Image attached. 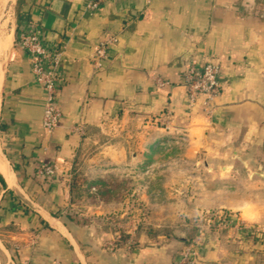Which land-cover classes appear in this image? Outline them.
I'll use <instances>...</instances> for the list:
<instances>
[{"label":"crops","instance_id":"crops-1","mask_svg":"<svg viewBox=\"0 0 264 264\" xmlns=\"http://www.w3.org/2000/svg\"><path fill=\"white\" fill-rule=\"evenodd\" d=\"M91 1L22 0L11 30L0 91V154L13 175L10 183L0 174V233L17 250L7 264H172L179 257L181 238L127 253L109 249L101 235L85 239L63 220L72 163H115L117 152L127 160L135 150L189 142L228 147L246 167L264 168V0H103L90 9ZM34 29L46 44L65 45L62 116L52 132L43 126L46 91L19 44ZM109 34L117 40L95 68L93 49ZM208 59L221 64L213 116L201 102L188 104L183 84L186 68ZM158 78L169 84L160 87ZM41 163L57 166L52 179L36 174ZM261 173L244 179L256 198L264 197ZM219 201L241 215L240 193ZM223 242L208 237L198 264H254Z\"/></svg>","mask_w":264,"mask_h":264},{"label":"rangeland","instance_id":"rangeland-1","mask_svg":"<svg viewBox=\"0 0 264 264\" xmlns=\"http://www.w3.org/2000/svg\"><path fill=\"white\" fill-rule=\"evenodd\" d=\"M17 3L10 0L5 9L11 30ZM9 49L0 53V91ZM198 145H153L131 157L127 153V160L124 152H117L115 163H72L63 220L81 229L85 239L101 235L112 250L133 253L157 241L181 238L180 254L192 245L198 253L208 237L216 236L226 247L238 245L254 264H264V197L256 198L244 182L264 168L246 167L237 153L224 151L228 147L219 152ZM224 193L241 194V215L216 203ZM0 239L5 264L17 250L6 235Z\"/></svg>","mask_w":264,"mask_h":264},{"label":"built area","instance_id":"built-area-1","mask_svg":"<svg viewBox=\"0 0 264 264\" xmlns=\"http://www.w3.org/2000/svg\"><path fill=\"white\" fill-rule=\"evenodd\" d=\"M102 1L92 0L89 8L96 9ZM116 40V35L109 34L94 47L92 55L95 68L102 65L109 54L110 46ZM19 44L30 55L35 79L46 91L43 126L48 132H52L58 127L62 116L59 94L62 84L61 57L65 52V45L55 47L46 44L37 29L22 33ZM220 72L221 64L215 59H208L201 64H190L185 71L183 84L187 91L188 104L194 106L201 102L208 116H213V100L222 90ZM157 84L162 87L168 85L169 81L158 78ZM56 173V165L41 163L36 169V174L42 179H52ZM172 264H198L195 247H186Z\"/></svg>","mask_w":264,"mask_h":264},{"label":"bare ground","instance_id":"bare-ground-1","mask_svg":"<svg viewBox=\"0 0 264 264\" xmlns=\"http://www.w3.org/2000/svg\"><path fill=\"white\" fill-rule=\"evenodd\" d=\"M9 1L10 0H0V53L1 54L6 52L10 48L13 41V34L8 26L9 20L7 18V15L5 14V9ZM0 174L3 175L7 181H9L10 183L12 182L13 175L9 169L8 164L4 161L1 154H0Z\"/></svg>","mask_w":264,"mask_h":264},{"label":"trees","instance_id":"trees-1","mask_svg":"<svg viewBox=\"0 0 264 264\" xmlns=\"http://www.w3.org/2000/svg\"><path fill=\"white\" fill-rule=\"evenodd\" d=\"M21 1L22 0H18L17 7H16L17 18L18 19L20 18ZM0 182H1L2 186L5 187L6 184H5V181H4V179L2 177L0 178ZM0 188H1V186H0Z\"/></svg>","mask_w":264,"mask_h":264},{"label":"water","instance_id":"water-1","mask_svg":"<svg viewBox=\"0 0 264 264\" xmlns=\"http://www.w3.org/2000/svg\"><path fill=\"white\" fill-rule=\"evenodd\" d=\"M0 246L5 247V246L2 244L1 239H0ZM9 258L11 259V256H9ZM11 260H12V259H11ZM0 264H3L2 261H1V257H0ZM5 264H7V263H5Z\"/></svg>","mask_w":264,"mask_h":264}]
</instances>
